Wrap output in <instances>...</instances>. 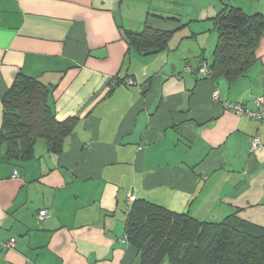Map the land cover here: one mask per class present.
Returning <instances> with one entry per match:
<instances>
[{
  "label": "crops",
  "instance_id": "crops-1",
  "mask_svg": "<svg viewBox=\"0 0 264 264\" xmlns=\"http://www.w3.org/2000/svg\"><path fill=\"white\" fill-rule=\"evenodd\" d=\"M247 3L0 0V131L19 73L49 87L57 120H76L61 154L40 139L33 159L6 161L0 144V264H138L126 236L131 194L200 221L236 215L264 228V122L223 106L257 109L264 33L237 80L199 71L212 63L226 6L264 14ZM147 22L175 31L167 50L130 48L125 33Z\"/></svg>",
  "mask_w": 264,
  "mask_h": 264
},
{
  "label": "trees",
  "instance_id": "trees-1",
  "mask_svg": "<svg viewBox=\"0 0 264 264\" xmlns=\"http://www.w3.org/2000/svg\"><path fill=\"white\" fill-rule=\"evenodd\" d=\"M215 27L218 38L208 77L233 82L257 62L264 14L249 15L241 8L226 6L215 17ZM174 33L147 22L143 31H127L125 38L139 54L152 55L167 50ZM203 62L206 60L200 66ZM119 84L117 80L114 86ZM49 94V87L39 80L19 73L4 95L0 144L6 146V161L33 159L40 139L50 153H62L76 120H57ZM126 236L138 250V264H264V228L236 215L206 222L136 200L128 207Z\"/></svg>",
  "mask_w": 264,
  "mask_h": 264
},
{
  "label": "built area",
  "instance_id": "built-area-1",
  "mask_svg": "<svg viewBox=\"0 0 264 264\" xmlns=\"http://www.w3.org/2000/svg\"><path fill=\"white\" fill-rule=\"evenodd\" d=\"M199 71L205 75V76H209L210 75V69H209V65L207 62H203L202 65L200 66ZM128 84H133L132 81H129ZM218 95H215V98H217ZM256 103H257V109L252 110L249 109L247 106H245L244 104H239V103H223L224 108L232 113H235L239 116H245L247 118H251L254 120H257L259 122H264V96H260L256 99ZM260 146V139L259 138H253L252 140V151L258 149ZM17 172L15 171L13 176L17 177ZM136 201V197L134 195H129L128 197V206L130 207L134 202ZM49 213L47 211H41L39 213V219L40 221H44L46 219L49 218ZM15 245V241L14 240H10L8 242H6L4 244V247L6 248H13V246Z\"/></svg>",
  "mask_w": 264,
  "mask_h": 264
},
{
  "label": "rangeland",
  "instance_id": "rangeland-1",
  "mask_svg": "<svg viewBox=\"0 0 264 264\" xmlns=\"http://www.w3.org/2000/svg\"><path fill=\"white\" fill-rule=\"evenodd\" d=\"M250 1L251 0H248V3L246 4L250 9L256 8V9H260V11H264V0H253L252 2ZM165 264H169V263H165Z\"/></svg>",
  "mask_w": 264,
  "mask_h": 264
},
{
  "label": "water",
  "instance_id": "water-1",
  "mask_svg": "<svg viewBox=\"0 0 264 264\" xmlns=\"http://www.w3.org/2000/svg\"><path fill=\"white\" fill-rule=\"evenodd\" d=\"M151 241L145 246V249H147V247L150 245Z\"/></svg>",
  "mask_w": 264,
  "mask_h": 264
}]
</instances>
